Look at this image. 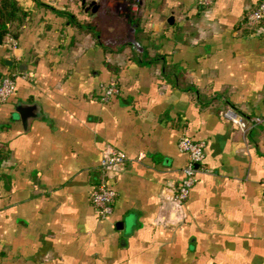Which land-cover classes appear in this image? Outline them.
<instances>
[{"label": "crops", "instance_id": "1", "mask_svg": "<svg viewBox=\"0 0 264 264\" xmlns=\"http://www.w3.org/2000/svg\"><path fill=\"white\" fill-rule=\"evenodd\" d=\"M12 1L0 264H264V25H241L260 0ZM227 108L262 119L243 133ZM183 133L207 139L205 170L177 203ZM110 148L127 163L101 217L89 198Z\"/></svg>", "mask_w": 264, "mask_h": 264}, {"label": "built area", "instance_id": "2", "mask_svg": "<svg viewBox=\"0 0 264 264\" xmlns=\"http://www.w3.org/2000/svg\"><path fill=\"white\" fill-rule=\"evenodd\" d=\"M200 5L207 7L213 0H196ZM242 28L248 33H255L254 31L264 25V0H260L254 8L249 10L244 15L241 21ZM10 41H14L10 38ZM12 43V42H11ZM18 71L6 72L0 75V103L8 100V98L15 91V79ZM104 92L99 96L100 100L106 101L114 94H117L119 87L115 80H109L105 85ZM222 115L230 121L236 123L243 133L249 130L250 126H254L261 121V117L251 118L246 122L243 117L231 108L222 111ZM178 147L187 152L188 160L184 167L183 177L175 188L173 199L177 203H181L190 193V188L196 180V175L200 171H204L205 167L202 161L205 156V146L207 145L206 138H198L197 140L190 138L186 133L179 137ZM127 163V157L124 152L117 151L112 148L103 152L100 159V176L98 181L93 184L91 189L89 201L96 213L101 217H106L113 210V203L117 197V192L108 184V180L115 173L119 172L122 165Z\"/></svg>", "mask_w": 264, "mask_h": 264}, {"label": "trees", "instance_id": "3", "mask_svg": "<svg viewBox=\"0 0 264 264\" xmlns=\"http://www.w3.org/2000/svg\"><path fill=\"white\" fill-rule=\"evenodd\" d=\"M15 8L12 0H0V42L4 41V35L8 33L6 22L14 15Z\"/></svg>", "mask_w": 264, "mask_h": 264}, {"label": "water", "instance_id": "4", "mask_svg": "<svg viewBox=\"0 0 264 264\" xmlns=\"http://www.w3.org/2000/svg\"><path fill=\"white\" fill-rule=\"evenodd\" d=\"M92 4V10H95L97 8V5L94 4V3H91ZM172 19V17H170V20ZM23 112H25L24 110H20V114H23Z\"/></svg>", "mask_w": 264, "mask_h": 264}]
</instances>
